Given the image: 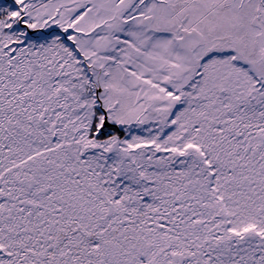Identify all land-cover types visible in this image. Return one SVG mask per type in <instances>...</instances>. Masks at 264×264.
Listing matches in <instances>:
<instances>
[{
    "label": "snow or ice",
    "instance_id": "1",
    "mask_svg": "<svg viewBox=\"0 0 264 264\" xmlns=\"http://www.w3.org/2000/svg\"><path fill=\"white\" fill-rule=\"evenodd\" d=\"M0 264H264V0H0Z\"/></svg>",
    "mask_w": 264,
    "mask_h": 264
}]
</instances>
